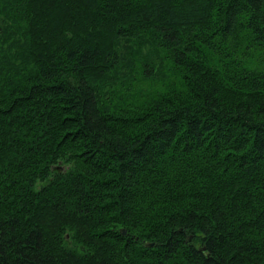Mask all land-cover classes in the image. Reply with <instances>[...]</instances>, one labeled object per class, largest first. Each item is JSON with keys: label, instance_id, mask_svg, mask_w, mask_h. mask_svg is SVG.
Instances as JSON below:
<instances>
[{"label": "trees", "instance_id": "trees-1", "mask_svg": "<svg viewBox=\"0 0 264 264\" xmlns=\"http://www.w3.org/2000/svg\"><path fill=\"white\" fill-rule=\"evenodd\" d=\"M0 264H264V0H0Z\"/></svg>", "mask_w": 264, "mask_h": 264}, {"label": "water", "instance_id": "water-1", "mask_svg": "<svg viewBox=\"0 0 264 264\" xmlns=\"http://www.w3.org/2000/svg\"><path fill=\"white\" fill-rule=\"evenodd\" d=\"M124 230H125V228H124Z\"/></svg>", "mask_w": 264, "mask_h": 264}]
</instances>
